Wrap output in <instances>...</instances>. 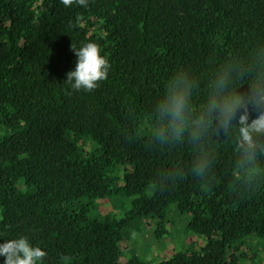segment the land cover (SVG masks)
<instances>
[{
    "label": "trees",
    "instance_id": "trees-1",
    "mask_svg": "<svg viewBox=\"0 0 264 264\" xmlns=\"http://www.w3.org/2000/svg\"><path fill=\"white\" fill-rule=\"evenodd\" d=\"M257 40L264 0H0V243L25 236L45 264H261L264 180L233 181L234 135H221L208 183L186 147H147L171 76L190 73L199 101L208 76ZM88 42L110 71L76 92L72 45ZM166 170L182 174L164 181ZM174 215L190 218L187 248L161 261L122 249L149 226L169 236Z\"/></svg>",
    "mask_w": 264,
    "mask_h": 264
},
{
    "label": "clouds",
    "instance_id": "clouds-1",
    "mask_svg": "<svg viewBox=\"0 0 264 264\" xmlns=\"http://www.w3.org/2000/svg\"><path fill=\"white\" fill-rule=\"evenodd\" d=\"M67 5L69 0H62ZM87 7V0H78ZM75 69L67 74L71 90L91 91L108 77L110 65L96 43L72 45ZM64 83V84H65ZM247 85L249 91L240 93ZM198 81L179 71L165 83L163 94L151 108L149 149L184 148L190 153V173L202 182L213 181L219 160L221 135H234L235 149L227 172L238 185L250 189L264 180V40H257L247 52L235 54L207 78L203 98L195 99ZM257 118L249 122V109ZM225 139V140H226ZM224 141V140H223ZM180 171H164L170 181ZM4 264H45L46 252L25 236L0 243Z\"/></svg>",
    "mask_w": 264,
    "mask_h": 264
},
{
    "label": "rangeland",
    "instance_id": "rangeland-1",
    "mask_svg": "<svg viewBox=\"0 0 264 264\" xmlns=\"http://www.w3.org/2000/svg\"><path fill=\"white\" fill-rule=\"evenodd\" d=\"M188 216L174 215L172 217V222H170L169 230L170 235L158 240L154 237L153 232L157 230V226H147L145 232H135L129 241H124L122 243V249L127 253H136L138 256H141L145 259L161 261L164 258L169 257L170 252L175 248L185 247L186 244V234H187V225L189 222ZM176 223L173 225L172 223ZM184 232L186 234H184ZM188 235V234H187ZM258 242L257 240L254 241ZM184 248V249H185ZM245 252H248V248L245 247ZM259 257L262 260L261 264H264V255Z\"/></svg>",
    "mask_w": 264,
    "mask_h": 264
}]
</instances>
